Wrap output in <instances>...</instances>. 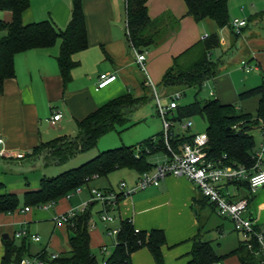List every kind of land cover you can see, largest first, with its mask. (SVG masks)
<instances>
[{"label":"crops","instance_id":"1","mask_svg":"<svg viewBox=\"0 0 264 264\" xmlns=\"http://www.w3.org/2000/svg\"><path fill=\"white\" fill-rule=\"evenodd\" d=\"M72 1L29 0V7L22 14V22L27 24L50 19L58 28L64 29L71 16ZM81 1L85 15L87 47L73 54L72 58L77 64L71 70V80L66 85L63 83L56 61L60 47L59 39L51 47L29 49L14 55V76L4 81L3 91L0 94V138L2 139L0 147L11 154H23V157H0V182L4 184L0 194L10 192L19 196L39 186L40 179L37 178L12 180L7 174L8 171L3 170L4 167H11L9 160L26 161L25 165L32 167L45 166L40 157H24V155L31 153L39 143L56 138H51L52 136L75 134L77 121L110 99L129 92L135 97L141 96V92L145 91L142 84H152L146 77H141L139 80L132 74L133 65L138 64L135 56L129 52L130 50L133 52V48L126 38V0ZM147 10L151 19L165 13L179 19L177 30H170L171 32L162 42L152 46H160V51L162 46L166 47L158 60L162 70L167 69L172 64L169 56L173 58L193 44V40L187 36L179 35L182 24V18L179 16L186 11L185 3L183 0H148ZM186 16L189 17L187 23L193 20L191 16L187 14ZM0 19L9 21L10 11L0 10ZM246 21L243 36H234V49L238 53L244 51L246 53L245 56H240L237 64L240 65V60L245 59L257 65L254 71L264 73V52H261L264 50V36L252 31L259 25H261L259 29H264V16L251 17ZM250 24H253L252 28L249 27ZM233 59L236 61L238 57ZM145 72H147L146 66ZM102 73L114 74L116 78L99 88V76ZM218 79L216 77L211 79L215 86L218 84L216 82ZM133 84L137 86L140 93H133ZM218 91L222 95L221 103L234 102L233 98H226L227 94L220 89ZM211 95H215V91H212ZM239 108L244 110L242 106ZM55 110H60L62 116L51 125L48 119ZM165 158L166 154L161 161ZM137 178V172L130 169L122 172L121 181L127 182L128 179L127 184L133 185ZM96 179L99 180L100 177L92 179L89 183ZM89 183L82 186H90ZM90 187L101 190L111 188L119 191V189L115 190L111 183L108 186ZM86 201L91 205L92 214L94 212L97 220L102 224L98 227L101 224L93 220L92 215L93 227L90 229L93 234L90 236V244L96 240L101 255L100 260L107 256L101 248L104 247L107 254H110L115 244L114 236L108 235L106 229L118 227L121 220L127 219L135 228L147 232L154 228L164 231L165 244L161 248L164 264H188L192 258L194 240L209 242L206 239L207 231L214 226L221 237L225 235L224 224L216 218L214 213L221 216L213 204L202 198L197 186L185 177L167 176L158 186H149L131 194H124L116 208L110 211V214L115 217V223L102 222L99 219L98 212L102 206L91 199L89 187L88 190L80 189L76 194L57 200L47 209L38 207L39 210L32 211L30 207L28 211H24V206L11 213H0V259L4 250V239H19L14 237L16 230L23 226L30 230L31 222L43 220H50L53 226L47 244L37 254L49 247L53 250L52 254L59 255L63 253L62 250H65L64 253L69 251L67 225L57 223L54 218ZM200 218H204L205 223L202 224ZM254 218L258 224L264 223V220L257 219L256 216ZM224 219L227 220V218ZM107 223L109 226L105 225ZM233 232L237 236V242L234 245L223 247L219 243L215 248L209 242L217 254L223 255L238 247L240 237L234 230ZM40 241L41 237L37 242ZM31 242L33 241H29ZM130 260L131 264H156L146 247L134 251ZM215 264H239V259L236 255H229Z\"/></svg>","mask_w":264,"mask_h":264},{"label":"trees","instance_id":"2","mask_svg":"<svg viewBox=\"0 0 264 264\" xmlns=\"http://www.w3.org/2000/svg\"><path fill=\"white\" fill-rule=\"evenodd\" d=\"M147 1L126 0V38L130 46L138 51L162 42L179 26V19L169 13L151 19L148 15ZM183 1L186 14L193 20L211 19L219 28L230 27L228 0ZM28 7L29 0H0V10H9L11 13L9 21L0 19V94L4 81L14 76L13 59L16 53L35 48H48L59 39L60 47L56 61L63 83L66 85L71 80V70L77 64L72 58L73 54L87 47L85 15L81 0L72 1L71 16L64 29L58 28L50 19L24 24L22 14ZM234 35L239 36L237 33ZM201 41L197 47L191 45L172 59V64L164 71L160 81L162 89L177 87L174 90L183 92L187 87H194L198 91L205 81L216 77L219 69L209 58V50L219 44L218 36L211 33ZM142 86L145 90L143 95L135 97L129 92L110 99L77 121L74 135H62L41 142L24 157H40L45 166L64 165L75 155L93 149L100 136L117 125L126 123L131 113L148 101L150 92L147 88L151 90V86L144 83ZM252 96L258 97L254 116L237 108L233 103H221L215 98H195L189 104L179 103L172 112L170 120L173 125L169 129L167 140L161 130L137 145H122L108 149L56 176H44L40 179L37 189L23 193L24 206L55 203L63 197L72 195L75 190L88 184L92 179L107 177L110 172L117 169L129 168L136 171L138 176L152 171L156 165L148 160L149 155L162 152L169 156L167 144L172 151L178 152L183 144L192 143L195 134L175 132L174 126L181 124L183 118L194 115L203 117L207 123L204 132L208 139L206 146L208 160L221 165L237 164L251 168L254 164L252 157L254 142L250 130L254 127L264 129V85L252 87L238 94L239 100ZM238 187L242 190L241 196L248 197L251 201L252 196H248L246 191L248 184L240 182ZM1 189H4L2 182ZM112 190L109 188L104 191ZM123 196V192L116 191L115 206L111 208L112 210ZM202 198L208 201L203 195ZM18 205L19 196L16 193L0 194V213H11ZM101 212L102 209L98 214ZM92 215L89 204L84 212L77 213L65 223L69 230V251L51 258V261L47 259L46 250H42L34 257L44 264H131V254L141 247H146L156 264H164L161 251L165 244L164 231L154 228L150 232L140 229L136 232L131 221L127 219L121 220L118 225L114 248L110 254L98 260L90 246L89 230ZM3 243L0 264H21V260L28 254L29 240L22 239L20 244H16L14 238H7ZM255 251V246L253 249H247L239 242L234 250L219 255L209 242L195 239L191 251L192 258L188 264L218 263L229 255H236L239 264H260L262 256L256 255Z\"/></svg>","mask_w":264,"mask_h":264},{"label":"rangeland","instance_id":"3","mask_svg":"<svg viewBox=\"0 0 264 264\" xmlns=\"http://www.w3.org/2000/svg\"><path fill=\"white\" fill-rule=\"evenodd\" d=\"M228 15L229 20L231 21L233 18L237 17L239 19H245L251 17H262L264 16V0H228ZM182 18V24L179 35L187 36L191 40H193L194 46H198L202 36H208L211 33H216L219 39V44L214 48L209 50V58L218 66V73L216 75V82L218 83L216 86L214 82L209 79L204 82L203 86L200 90L197 91L194 87H187L183 90L182 96L178 99V102L181 105L189 104L194 101L195 98L200 99H218L221 101L222 95L219 94V89L224 93L227 94L226 98H233L234 102H231L236 105L237 108L242 106L244 108L243 111L251 113L253 116L256 115V108H257V96H252L244 100H239L238 94L244 90H248L252 87L264 85V73L257 72L251 70L250 72H246L244 69L238 65L237 61L241 58L240 56H245L244 52L236 51L234 48V33L229 26H224L221 29L212 21L211 19H203L201 21H189L187 23L186 11L179 16ZM250 28L253 27V24L249 25ZM261 28V25H259ZM259 27H254L252 31L255 33H260V35L264 36V29H259ZM246 31V30H245ZM243 33V32H242ZM242 33L238 34L239 36ZM238 36V37H239ZM243 36V35H242ZM241 38V37H240ZM202 42V41H201ZM166 47L162 46V51L160 46L150 47L147 49H143L147 61H145V66L147 72L140 69L138 65H133L132 67V74L136 75V77H146L150 83L151 90L147 88L150 92L148 93V101L137 108L134 112L131 113L129 119L126 123L122 125H117L114 129L110 130L109 132L100 136L97 141L96 146L86 152L79 153L71 158L66 164L64 165H48V166H27L25 165L26 161H18V160H9V166L11 167H4V171H8L9 177L13 180H17L18 178H27V179H35L38 180L42 177H50L56 176L59 173L77 167L78 165L88 161L89 159L95 157L98 153L120 147L122 145L130 146V145H137L142 140L155 136L162 130V119L157 113V106L156 100L153 97V88L156 89L157 93L161 97V104L165 105L168 102L167 95L172 92L175 88L173 87L170 89H162L160 85V81L163 76V72L166 69L161 68V64L159 63V58L162 56V52ZM130 54L134 55V51H129ZM264 52V50H261ZM234 53V54H233ZM177 56V55H176ZM175 56H173L174 58ZM238 59L234 61L233 58ZM170 59H173L172 56H169ZM252 64V63H251ZM133 93H138L139 89L135 84H133ZM212 91H215V95H211ZM140 93V92H139ZM144 92L140 95H143ZM165 95V96H164ZM167 118H172V111L167 115ZM190 119L192 121V126L184 129L180 126V124H175L174 131L184 134H195L198 132H202L206 129V120L199 116L194 115L191 117L183 118L182 121L185 122L186 120ZM172 120V119H171ZM250 133L253 136L254 148L258 146L261 140V129L259 127H254L250 130ZM74 135V134H73ZM57 136H60L59 134ZM57 136H52L57 137ZM49 138V139H51ZM164 157V153L158 152L148 156V159L153 162L157 163L162 160ZM11 169V170H9ZM130 170L129 168H121L110 172L107 177H100V179H96L89 183L90 186H108L109 183L115 188V190L119 189V183L122 180V172ZM128 182V179L126 180ZM90 186H81V190H88ZM74 192L73 194H76ZM252 199L250 201L249 212H251L257 219L264 220V187H259L256 191L251 195ZM75 196L73 197V199ZM72 199V200H73ZM25 205L22 195H19V205L18 208H23ZM32 211L39 210L38 206L31 205ZM216 218L220 220L224 224V237H221L219 232L216 231V227L214 226L210 231H207L206 239L214 246L215 248L218 247V244H222L223 247H228L229 245H234L237 242V236L232 230V224L230 220L227 218H221L216 215ZM213 215V216H214ZM93 220L100 222L97 220L95 213L93 212ZM215 218V217H214ZM91 220V222H93ZM201 223H205L204 218H200ZM39 223V224H38ZM115 223V222H114ZM101 224V222L99 223ZM109 226V224H105ZM32 228L30 229L31 232H36L40 235L41 241L40 242H31L28 245V254L25 255V258H30L31 261L35 259V255L37 252L43 248L48 240L51 233V229L53 223L50 220H43L41 222H31ZM102 226L99 225L98 227ZM207 229L208 227L205 226ZM19 230V229H18ZM16 230V231H18ZM92 229L89 230L90 236L93 234ZM94 236V235H93ZM223 238V239H222ZM115 240V237L113 238ZM96 240L91 242V250L95 254L98 260H100V253L97 248ZM109 240H107L108 242ZM22 240L16 239L15 243L20 244ZM67 246L68 243H67ZM53 247V246H52ZM51 247V248H52ZM53 250L47 248V259L50 261L51 252ZM65 251V250H64ZM62 250V252L64 253ZM55 254V253H54ZM62 254V253H60ZM59 254V255H60ZM33 264H38L34 262ZM49 264V263H48ZM215 264V263H213Z\"/></svg>","mask_w":264,"mask_h":264},{"label":"built area","instance_id":"4","mask_svg":"<svg viewBox=\"0 0 264 264\" xmlns=\"http://www.w3.org/2000/svg\"><path fill=\"white\" fill-rule=\"evenodd\" d=\"M247 25L245 19L233 18L230 21V27L234 33L240 34ZM207 36H202L205 39ZM135 60L139 67L145 71V53L133 48ZM240 66L246 72L255 69L257 65L251 64L245 59L240 60ZM98 87L102 88L112 82L116 75L102 73L99 76ZM154 98L156 100L157 113L162 119V130L167 140L168 132L173 122L167 118V115L178 106V99L182 96L181 90H174L167 95L168 102L165 105L161 104V97L153 88ZM60 110H55L48 119L51 125L55 124L61 118ZM180 126L184 129L192 126L190 119L182 122ZM207 135L204 131L195 133L192 143H185L178 152L172 151L168 144L167 147L170 155L160 163L156 164L154 169L149 172H144L134 182L133 185H128L125 181L119 183V191L124 194H131L135 191L145 189L149 186H158L161 180L167 176H182L190 180L200 190L201 194L213 204L217 213L224 218H228L232 222L233 230L239 235L240 242L247 249L256 248L255 254L262 256L260 264H264V223L258 224L251 212H249L250 200L248 197L241 196V189L238 183L246 182L248 196H251L257 188L264 187V129H261V140L257 147L253 149L252 157L254 164L251 168H246L242 165L228 164L221 165L214 163L206 158ZM2 139L0 138V143ZM15 157L21 158L23 154H11L0 147V157ZM78 188L75 192H78ZM89 192L91 199L97 201L102 206V212L99 214V219L102 222L113 223L115 217L110 214L111 208L115 206L116 191H104L96 187H90ZM69 197V196H67ZM54 204L50 202L38 206L42 209H47ZM89 202H83L80 206L72 208L66 213L56 216L54 219L57 223H66L70 218L77 213L84 212ZM110 208V209H109ZM30 207H24V211H28ZM91 227H93L91 225ZM90 227V228H91ZM118 227H110L106 229V233L110 236L116 235ZM139 229L135 228L137 232ZM15 238L26 239L37 242L40 236L31 232L26 226L21 227L14 233ZM101 251L107 254L105 248ZM57 254H52V258H56ZM44 264L40 259L36 258L31 261L30 258H23L21 264Z\"/></svg>","mask_w":264,"mask_h":264},{"label":"water","instance_id":"5","mask_svg":"<svg viewBox=\"0 0 264 264\" xmlns=\"http://www.w3.org/2000/svg\"><path fill=\"white\" fill-rule=\"evenodd\" d=\"M5 238H7V236H4Z\"/></svg>","mask_w":264,"mask_h":264}]
</instances>
